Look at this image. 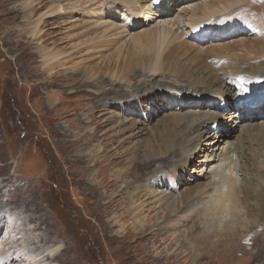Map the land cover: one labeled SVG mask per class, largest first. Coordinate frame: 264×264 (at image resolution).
Returning <instances> with one entry per match:
<instances>
[{"label":"rangeland","instance_id":"374dc122","mask_svg":"<svg viewBox=\"0 0 264 264\" xmlns=\"http://www.w3.org/2000/svg\"><path fill=\"white\" fill-rule=\"evenodd\" d=\"M136 1L126 7L114 0H0V53L8 59L0 55V264H190L187 238L206 209L182 207L179 201L206 189L205 170L214 156L253 134L244 132L246 123L254 133L264 125V106L256 102L246 103L253 111L247 118L216 102L220 107L209 111L216 118L200 137L192 136L186 159L177 152L143 178L131 174L136 162L150 156L149 149L169 145L181 126L199 117L183 116L208 112L187 108L189 90L179 88L187 83L173 73L141 76L139 68L128 73L142 49L133 37L170 30L167 43L173 36L205 60L230 59L234 51L221 48L236 42L258 51L264 40L254 35L258 30L252 28V35L241 26L231 36L194 29L195 8L210 0L188 1L189 12L173 2L170 12L159 16L154 11H163V2L152 7L148 0L140 7L145 0ZM250 5L264 19V5L258 11ZM244 16L219 18L218 25H243L249 22ZM179 23L188 27L178 29ZM103 38L111 45L98 48ZM213 47L219 54L209 56ZM194 53L181 60L200 59ZM251 92L249 87L245 95ZM199 96L203 104L210 102L209 95L194 97ZM196 145L198 151L189 155ZM251 148L247 154L257 150L261 167L259 146ZM171 203L176 212L166 225ZM246 235L239 234L231 255V249L205 250L199 264L251 263L248 255L260 245L247 238L254 248L247 247ZM259 243L264 245V236ZM259 260L264 264V257Z\"/></svg>","mask_w":264,"mask_h":264},{"label":"bare ground","instance_id":"6f19581e","mask_svg":"<svg viewBox=\"0 0 264 264\" xmlns=\"http://www.w3.org/2000/svg\"><path fill=\"white\" fill-rule=\"evenodd\" d=\"M114 1L121 2L126 7L138 5V1L136 0ZM160 1L161 3L163 2L164 9L163 11H154V14L157 16L163 15V13H169L171 10L169 6L173 2V5H179L181 3L180 7H185L190 0H152L150 4L154 7ZM148 3L149 1L145 0L139 4L141 7L143 4L147 5ZM254 3L256 4L257 10V8L260 9L264 5V0H210L209 2H205L197 6V12V8L194 10L195 17L191 18L193 19L194 29L198 28V31L205 30L206 32H214L218 36H231L233 33H239V30L234 27L241 26L243 30L246 29L252 35L254 34L251 30L252 28L255 31L258 30L259 33L254 35L262 38L264 36V19L257 14L254 15L253 7L250 5ZM190 6L192 7V4ZM191 7H185L182 11L189 12ZM62 13L69 14L68 12ZM241 14L245 15L244 17L248 18L249 22L243 25L240 22L229 25V22L225 21L223 24L218 25L219 18L220 20L228 19ZM181 27H188V24L182 25V23H179L178 29ZM170 33V30H165L163 33L156 30L140 34L138 37H133V42L135 44H141L142 49L139 54L134 55L135 58L132 63L134 65L128 66L126 71L129 73V71H135L139 68L140 72L137 74H141V76L142 74L157 76L162 72L168 74L173 73L181 78L183 83H187L186 86H179V88L186 87L189 90L188 93L191 102L188 101L190 104H187V108L195 111L205 109L208 112L205 114L192 112L189 115L183 116L181 119L185 118L186 120L191 119L195 115L199 117L191 119L187 124L181 126L180 133L169 145H160L154 148L152 152L149 149L150 156L146 160L139 162L134 160L136 165L132 167L131 174L139 172L142 178L148 174L150 167L155 165L165 166L168 162L167 160L175 156L177 152L183 156V159H186L184 150L193 141L192 136L197 133V136L200 137V131L216 118L214 114L209 112H213L214 109L220 107L216 102L223 103L225 111H233L232 115L235 114L239 118L252 116L253 111L250 110L246 103L254 104L256 102L258 106H264V40L263 44L261 42L260 46H257L258 51L255 50V45L248 46L246 43L240 45V42H236L234 43L236 44L235 46L221 48V50H226V53L234 51L230 59H223V56H220V59L207 58L205 60L206 57H201L200 52L194 53V48L188 47L183 42H177V38L175 39L173 36L167 43ZM244 34L247 35L246 33ZM63 39L68 40L69 37L67 36ZM103 40L107 42L106 38L99 40L100 45H98V48L111 45L110 43H105ZM96 44L97 42L95 44L93 43V49L97 48ZM164 45L165 48L162 50ZM215 49L213 47L209 49V53L207 51L206 53L209 56L211 53L216 56L219 54V51H213ZM74 52H79L78 47L74 48ZM192 53L195 56H200L198 57L200 59L194 58L193 56L186 61L181 60V58L189 56ZM252 54H255L253 58H251ZM257 59L260 61H257ZM46 61H51V59L47 58ZM101 71H98V79L100 80L101 78L99 77L102 75ZM243 83H245L244 88H239ZM247 84L248 86L246 87ZM249 87H252V92L245 95ZM192 88L195 93L191 92L193 91ZM236 89L237 91H235ZM231 92L235 94L232 98H228ZM228 93L229 95H227ZM199 94L209 95L206 100L210 102L203 104L201 99L204 97H194ZM210 95L217 96L218 101H214L215 96L211 97ZM232 102L235 110L231 106ZM177 104V101L173 102V105ZM180 117L177 116L175 118L178 119ZM177 121L180 122V120ZM254 129L250 121L246 123L243 126L244 132L248 135L251 132L253 134L251 133L247 137L242 136L240 145L237 144V146H234L233 144H227L224 149L222 148L219 155L216 154L214 156L213 160L210 161L208 170H205L209 174V181L205 190L190 196L188 199L181 198L179 201L182 207H204L206 209L200 219V225L198 226V223H194L192 225L194 230L187 238V251L191 255L190 264H199L200 260L204 259V256L207 255L204 254L205 250L208 252L220 251V253H227L228 249H231L229 251L231 255L235 249L234 246H237L234 243L237 241L239 234L243 232L249 233L245 238L243 237V243L247 247L254 248L251 246L250 241L254 242L253 245H260L255 254L253 255L251 253L248 255L249 260H247L248 258L246 260L251 261L249 264H263L259 263V259L264 257V245L259 242L264 236V160L261 162L260 167V163L258 165L259 160L256 156L257 150L251 154H247V151H252L251 146L255 144L257 147L259 146V151L262 154L259 155L264 159V125L256 128L258 129V131L255 130L257 133H254ZM174 132H177V129ZM213 135L210 134L207 138ZM198 143H203V141L199 140ZM197 151L198 147L196 145L189 155H193ZM168 153L170 155L166 156ZM98 161H93L96 167ZM251 170H254L253 174ZM154 184H157V182L155 181ZM147 194L148 192L144 197ZM175 208L176 205L174 203H171L167 208L165 214L166 225L170 222L172 215L175 214ZM150 210L154 211V208H150ZM202 231H207V233ZM197 234L200 237L198 240H196ZM215 235L219 238L217 237V240L214 241L213 238ZM247 238H250V241H247ZM213 242L214 246L209 247ZM253 257L255 258L254 260ZM243 260L245 259H241L240 261L242 262Z\"/></svg>","mask_w":264,"mask_h":264},{"label":"water","instance_id":"95a60500","mask_svg":"<svg viewBox=\"0 0 264 264\" xmlns=\"http://www.w3.org/2000/svg\"><path fill=\"white\" fill-rule=\"evenodd\" d=\"M1 56H3L5 59H7V57L5 55H3L2 53H0ZM8 60V59H7Z\"/></svg>","mask_w":264,"mask_h":264}]
</instances>
